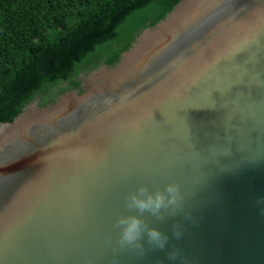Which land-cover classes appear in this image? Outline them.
<instances>
[{"label":"water","instance_id":"obj_1","mask_svg":"<svg viewBox=\"0 0 264 264\" xmlns=\"http://www.w3.org/2000/svg\"><path fill=\"white\" fill-rule=\"evenodd\" d=\"M81 77L0 124V264H167L112 221L170 181L181 264H264V0H180Z\"/></svg>","mask_w":264,"mask_h":264},{"label":"trees","instance_id":"obj_2","mask_svg":"<svg viewBox=\"0 0 264 264\" xmlns=\"http://www.w3.org/2000/svg\"><path fill=\"white\" fill-rule=\"evenodd\" d=\"M180 0H0V124L114 66Z\"/></svg>","mask_w":264,"mask_h":264},{"label":"clouds","instance_id":"obj_3","mask_svg":"<svg viewBox=\"0 0 264 264\" xmlns=\"http://www.w3.org/2000/svg\"><path fill=\"white\" fill-rule=\"evenodd\" d=\"M185 200V194L175 181L152 189L143 183L136 185L123 197L124 212L113 218L115 246L139 256L159 252L167 264H181V251L172 241L182 238L184 223L191 218ZM262 202L264 198L257 201ZM259 210L264 214V207ZM163 224L167 225V230L157 226Z\"/></svg>","mask_w":264,"mask_h":264}]
</instances>
